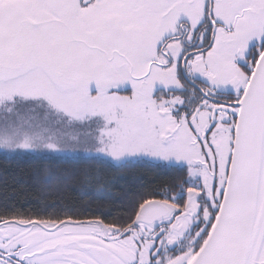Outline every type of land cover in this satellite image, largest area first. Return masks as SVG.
Listing matches in <instances>:
<instances>
[{
	"label": "snow or ice",
	"instance_id": "1",
	"mask_svg": "<svg viewBox=\"0 0 264 264\" xmlns=\"http://www.w3.org/2000/svg\"><path fill=\"white\" fill-rule=\"evenodd\" d=\"M0 158V264H264V0H0Z\"/></svg>",
	"mask_w": 264,
	"mask_h": 264
},
{
	"label": "trees",
	"instance_id": "2",
	"mask_svg": "<svg viewBox=\"0 0 264 264\" xmlns=\"http://www.w3.org/2000/svg\"><path fill=\"white\" fill-rule=\"evenodd\" d=\"M91 165L87 163H73V164H61L60 169H67L68 171H75L81 174L88 172ZM56 166L51 167V171H56ZM47 173L44 171V166L32 162V161H5L0 158V199L5 194L8 196H16L19 190H23L26 198L29 201L35 202L37 196L41 194V189L46 186L43 184V180ZM149 179L152 177L149 176ZM17 181H22V184H17ZM77 191L68 192L65 194V198L69 201L75 200L79 207H87L89 203L93 208L100 207L99 202L90 201L88 197L84 200H79V184L76 185ZM118 197L119 193H115ZM23 202L24 196L19 197Z\"/></svg>",
	"mask_w": 264,
	"mask_h": 264
}]
</instances>
